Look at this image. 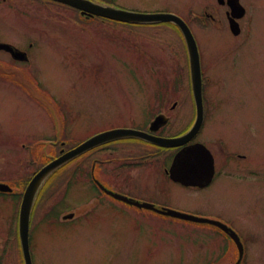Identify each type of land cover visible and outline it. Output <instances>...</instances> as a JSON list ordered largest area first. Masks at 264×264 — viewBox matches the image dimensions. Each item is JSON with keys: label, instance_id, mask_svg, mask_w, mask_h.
<instances>
[{"label": "rangeland", "instance_id": "obj_1", "mask_svg": "<svg viewBox=\"0 0 264 264\" xmlns=\"http://www.w3.org/2000/svg\"><path fill=\"white\" fill-rule=\"evenodd\" d=\"M95 1L142 13L171 12L190 23L211 78L205 94L211 117L201 140L213 144L211 139L220 138L227 153L249 156L241 161L233 155L223 166L233 175L220 173L204 189L172 182L162 167L133 162L128 166L132 193L241 230V195L257 191L250 180H241V168H264V0H242L247 15L238 36L230 31L227 7L217 0ZM17 3L22 12L4 4L0 39L26 48L30 61L21 69L6 68L11 78L0 76V182L21 191L62 147L122 125L147 126L161 110L160 95L180 103L174 133L190 125L195 102L185 78L186 45L172 23L126 25L99 18L86 26L67 6L40 10L35 2ZM206 11L215 20L204 19ZM30 75L41 83L34 93ZM106 146L60 169L39 194L30 234L34 264H233L236 246L214 225L101 196L90 178L96 159L148 158L144 162L151 165L164 158L159 148L139 141ZM213 148L222 166L225 152L220 144ZM145 153L148 157H141ZM21 197L0 191V250L9 237L0 264H25L18 236ZM71 212L75 219H63ZM256 247L250 264H264V243ZM219 253L226 258L212 261Z\"/></svg>", "mask_w": 264, "mask_h": 264}, {"label": "water", "instance_id": "obj_2", "mask_svg": "<svg viewBox=\"0 0 264 264\" xmlns=\"http://www.w3.org/2000/svg\"><path fill=\"white\" fill-rule=\"evenodd\" d=\"M61 2L67 3L71 6L79 8L83 14L104 16L111 19L135 23V24H145V23H155V22H174L181 29L186 44L188 47V52L190 56L191 64V77H192V88L195 95L197 104V119L193 127L185 134L175 137L167 138L156 136L150 132L133 129V128H116L100 132L91 138L85 140L78 146L72 148L71 150L64 152L53 159L51 162L43 166L31 179L29 182L21 203L20 208V239L22 244V249L24 253V258L26 264H33L31 252H30V222L33 205L36 196L42 186L43 182L47 177L57 170L60 166L68 162L69 160L77 157L81 153L103 143L113 139L123 138V137H139L146 139L148 141L157 143L162 146H180L191 140L194 135L199 131L203 124L204 119V106H203V79L201 72V59L200 51L196 41V38L187 24V22L175 13L170 12H155V13H142L136 11H129L124 9H118L109 5H102L95 3L91 0H59ZM221 2L228 3L230 6L229 11V21L230 27L234 34H239L241 32V27L238 18H241L245 12V7L241 4L240 0H220ZM1 47H10L8 44H0ZM17 56L25 58V54L19 52ZM166 122V118L163 115H159L153 121L151 129H158L159 126ZM172 177L186 185H206L211 181L214 175V159L210 150L202 143H197L190 146H185L182 148L174 157V162L171 168ZM200 176V178H199ZM0 190L10 191L12 188L8 184L0 183ZM126 201L136 204L140 207H154L153 204L148 202H140L128 198L126 196L119 195ZM164 213L174 215L176 217L189 219L193 221L200 222H211L221 226L223 229L230 231L234 239L238 242L241 250V242L239 237L235 232L229 228L226 224L221 221L196 216L193 214L179 212L173 209L163 210ZM72 216V214H71ZM240 262V260H239ZM238 262V263H239ZM237 263V264H238Z\"/></svg>", "mask_w": 264, "mask_h": 264}, {"label": "flooded vegetation", "instance_id": "obj_3", "mask_svg": "<svg viewBox=\"0 0 264 264\" xmlns=\"http://www.w3.org/2000/svg\"><path fill=\"white\" fill-rule=\"evenodd\" d=\"M18 1L19 0H0V17H1L0 20L2 19L3 11L5 12L4 4H6V2L9 6L8 8H13L15 13H18V11L22 12V10H21L22 7H20L18 5V3H17ZM23 1H30V2H35V3L39 4L41 6L40 10H46L50 6H53L55 3L61 4L59 2H55L54 0H23ZM222 5H224V4H222ZM226 11H225V14H226ZM207 15L209 17H211L213 20H215V16L212 13H207ZM83 19H85V17H83ZM242 21H243V18H241V26H242ZM0 41H3V42L8 41V42H12L13 44L17 45V43L14 41H9V40H4V39H0ZM6 53L7 52H5L4 50H0V67L1 68H4L6 65V56H5ZM8 56H10V54H8ZM160 106L162 107L163 110H161L159 113L163 112L164 114H166L168 116V121H167V124L160 127V129L157 130L155 132V134L162 135V136H175L174 132H176V130H177V124L175 121H176V118L178 119L177 113H175L173 111L175 108V105H173V104L167 105L166 104V97L164 95H160L159 107ZM194 107H195V109H193L194 110V117H193L192 122L190 123L191 125L195 122L196 115H197L196 105ZM210 117H211V109L208 108L207 113L205 111V122H204L202 129L193 138V140L190 143L202 141L201 136H203L204 130L208 126V122H209ZM205 125H206V127H205ZM121 127H131V126L122 125ZM140 129H145V130L149 131L150 126L148 125L147 128H140ZM182 131H184V130H182ZM182 131H180V132H182ZM211 140L213 141V144L210 143V145L209 144H207V145L211 148V151L214 155L215 174H214L212 181L208 185L198 186V187L196 186L197 189H204V188L211 186L215 180L216 175H220V173L228 175V176L233 175L232 173L229 174L228 172H226L228 170L227 166H225L223 168V166L227 164V162L232 158L233 155L238 157L239 160H241V161L249 160V156L246 155L245 153H241L239 150H236L235 152L233 151V152L227 153L224 149V146H223L224 144H223V142H221L220 138L211 139ZM214 140H215V143H214ZM136 141L142 142L143 144H146V145H151L153 147L159 148V146L152 144L150 142H147V141H143V140H136ZM118 142L119 141H115L112 143H118ZM204 142H207V141H204ZM219 142H221V143H219ZM214 144H220L221 148L225 152V157H224V161H223L222 166L220 165L219 160H218V152L215 151V149L213 148ZM105 145H102L99 148H104ZM180 148L181 147H177V148L160 147L159 151L163 152L164 158H161L160 161L153 163L151 165H146L147 162L146 163L144 162V160L147 161L148 158L143 159L142 162L139 159H134L132 157L131 158H115V159L110 158L112 160H110L109 158H105V159L98 158L92 163V166H91L90 178L92 180V184L95 186L96 191L101 196H107V197H110L119 203H123L125 205L137 208L133 205L127 204L122 199L114 197L112 195L114 193H118V194H122L124 196L131 197L133 199L144 200V199L139 198L138 196L134 195L131 191V188H130L131 179L128 176V173H129V167L128 166L131 165L133 162H136L138 164H141L143 166L142 168H147L148 166H152V168H153V166H155L156 169L160 170V168L162 167L164 169L165 176H167L168 179L171 180L172 182H175L172 180L171 175L168 172V169L170 168V166L172 164L174 155L176 154V152H178V150ZM164 153H167V154L164 155ZM139 156H137V158H139ZM144 156H145V154H141V157H144ZM147 157H148V153H147ZM118 160H120V161H118ZM150 160H151V158H149L148 162H150ZM122 164L124 166H122ZM118 168L120 170H122L123 172H119L120 170ZM220 169H222V171ZM199 178H200V176H199ZM241 180L242 181L250 180L251 183L254 186H256L257 191L253 192V193L251 191H249L248 194H242L241 195V202H245V205L241 206L242 219L245 222L244 226L243 227L241 226V230L240 229L237 230L233 226H231V225L230 226L233 227L240 236L241 249L243 248V250H244L243 251L244 254L242 257L241 264H250V262H251L250 260H252L253 255L255 253L257 255V253L259 252V250H256L257 249L256 246L264 243V168H260V167L258 169L251 168V167L241 168ZM175 183H177V182H175ZM177 184H179V183H177ZM145 201H149V200H145ZM149 202L154 203L157 208H164L165 206H167V205H164L160 201H149ZM248 202H249V205H248ZM140 210H145V209H140ZM156 210H159V209H155V210L151 209L150 212L160 214ZM72 219H74V217L70 218L69 220H72ZM215 230L217 233H219L221 235V237L223 239L226 238L231 243H234L229 232L223 230L219 226H216ZM242 244L244 247L242 246ZM253 245H254V247H253ZM8 247H9V238H5L4 242H3V247L0 250V259H1L0 261H3V257L5 255L6 249ZM200 247H203V246H200ZM20 252H21V248H20ZM238 257H239V252H238ZM224 258H226V255L219 253L218 257L212 261L218 262V261H222Z\"/></svg>", "mask_w": 264, "mask_h": 264}, {"label": "trees", "instance_id": "obj_4", "mask_svg": "<svg viewBox=\"0 0 264 264\" xmlns=\"http://www.w3.org/2000/svg\"><path fill=\"white\" fill-rule=\"evenodd\" d=\"M126 25H127V24H126ZM178 31H179V29H178ZM179 32H180V31H179ZM180 33H181V32H180ZM47 160H49V159H45V162H46ZM42 164H43V163H42ZM32 174H33V173H32ZM31 176H32V175H31ZM31 176H30V177H31ZM30 177H28V179L25 180L23 186H26V184L28 183ZM21 192H22V191H21Z\"/></svg>", "mask_w": 264, "mask_h": 264}]
</instances>
